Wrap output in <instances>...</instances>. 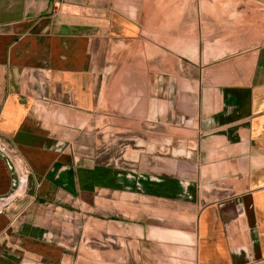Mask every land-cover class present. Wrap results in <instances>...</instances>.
Listing matches in <instances>:
<instances>
[{
	"label": "crops",
	"instance_id": "0c3cea01",
	"mask_svg": "<svg viewBox=\"0 0 264 264\" xmlns=\"http://www.w3.org/2000/svg\"><path fill=\"white\" fill-rule=\"evenodd\" d=\"M0 144V264H72L20 195L121 206L90 229L138 264H264V0H0Z\"/></svg>",
	"mask_w": 264,
	"mask_h": 264
},
{
	"label": "rangeland",
	"instance_id": "374dc122",
	"mask_svg": "<svg viewBox=\"0 0 264 264\" xmlns=\"http://www.w3.org/2000/svg\"><path fill=\"white\" fill-rule=\"evenodd\" d=\"M179 1L182 2V0ZM199 1L202 0H195V2ZM107 144L110 145V149H114V157H119L121 155L123 148L122 139H100V152L105 150ZM100 157L101 159H105L106 155ZM28 202L29 199L23 197V195L16 197L13 202L14 207L12 212L18 213L23 207H27L25 213L27 216L29 215V220L38 228H42L43 225H46L48 228L50 225L52 230L56 232V237L61 236L62 240H65L67 244H69L67 248L70 257L72 258V264H138V250L134 249V246H130L129 248L122 246L120 244V239L115 236L117 231L113 232L108 229V227H105L99 232L90 229L88 217L96 216V214L102 212V210H104L105 213L107 212L108 215L118 216L122 213V211L119 210L121 206L117 208L110 205L102 209L101 207L96 209L92 208L90 203H88L87 207H83V217L75 219L74 215L68 214L67 217H64V214H57L58 212L55 211L53 206L48 208L47 205L36 201L28 205ZM132 204L137 205L136 202ZM150 206L153 205H148V207ZM63 208L73 211L68 205ZM166 209L167 207H163V210ZM162 213L166 214L165 211L159 212L158 214H151L150 211H147V214L151 216ZM133 214L134 213H132V216Z\"/></svg>",
	"mask_w": 264,
	"mask_h": 264
},
{
	"label": "built area",
	"instance_id": "2783aa9c",
	"mask_svg": "<svg viewBox=\"0 0 264 264\" xmlns=\"http://www.w3.org/2000/svg\"><path fill=\"white\" fill-rule=\"evenodd\" d=\"M10 158H11V161H13L15 164H17L18 165V167H19V169H20V171H21V173L24 175V176H26L27 175V173H26V169H25V167H24V165L22 164V161H21V159H19L15 154H10Z\"/></svg>",
	"mask_w": 264,
	"mask_h": 264
},
{
	"label": "bare ground",
	"instance_id": "6f19581e",
	"mask_svg": "<svg viewBox=\"0 0 264 264\" xmlns=\"http://www.w3.org/2000/svg\"><path fill=\"white\" fill-rule=\"evenodd\" d=\"M17 165V164H16ZM17 167H18V165H17ZM19 168V167H18Z\"/></svg>",
	"mask_w": 264,
	"mask_h": 264
}]
</instances>
